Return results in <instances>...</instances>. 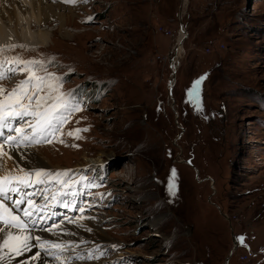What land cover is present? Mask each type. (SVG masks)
<instances>
[{
	"label": "rangeland",
	"instance_id": "1",
	"mask_svg": "<svg viewBox=\"0 0 264 264\" xmlns=\"http://www.w3.org/2000/svg\"><path fill=\"white\" fill-rule=\"evenodd\" d=\"M78 1L71 23L41 29L46 45H0L3 115L19 111L8 94L22 80L47 102L29 113L67 106L42 142L22 139L31 114L15 123L21 145L8 140L50 167L27 189L44 219L73 231L56 263L71 248L80 264H264V0ZM25 161L33 171L17 173L33 181L37 158ZM11 172L0 160V178ZM233 233L243 242L229 254Z\"/></svg>",
	"mask_w": 264,
	"mask_h": 264
},
{
	"label": "bare ground",
	"instance_id": "2",
	"mask_svg": "<svg viewBox=\"0 0 264 264\" xmlns=\"http://www.w3.org/2000/svg\"><path fill=\"white\" fill-rule=\"evenodd\" d=\"M78 3V0H72V2H69V0H0V45H11L20 42L29 45H46L51 40L52 34L49 31L41 29L49 25V22L52 20L57 23L59 29L64 27L67 23L69 24V19L71 23L72 16L77 13V8L75 6ZM50 24L52 23L50 22ZM34 27L37 28V30H34ZM68 34L69 32L65 31L63 35L68 36ZM184 34L185 32L183 33V29L179 30V36L176 40L178 43L175 45V53L174 56L171 57L170 63L176 61L178 55L182 52L180 41L185 37ZM170 81H172V78ZM11 111L13 110L11 109ZM3 112V109L0 108V115H3ZM18 117H14V119L10 117L11 119H8L5 123L7 125H13V122L17 121ZM5 134L7 133H0V146H3V148L0 149V160L2 162V169H4L5 172L12 171L11 173H14V175L12 176L11 174L7 176L9 178L8 181H4L0 178V188L7 189L6 191L0 192V215H5L4 210L7 209L11 213V216L17 217L25 227L23 231L19 228H13L9 217L6 215L8 219L5 222H0V229H3V231H0V256L4 257V260L0 261V264H57L56 261L61 257L59 252H62V248L66 246H63V243L65 244V239L73 231L70 230L71 227L61 225V222L53 221L50 218L44 219L45 212H43L42 208L33 203L32 199H29L32 192H28V184L35 183L41 177H37L35 174V178L33 177L34 180L30 181L25 176H19L17 173L25 169L33 171L28 164L27 166L24 164V162H27L25 161L27 157L37 158V165L34 164L35 166L33 167L39 168L35 169V172L41 170L45 173L44 168L50 167H48L40 157L32 154L30 151H28V155L25 154V148H17L15 144L21 145V143H18L19 137L15 135L13 137L11 136L13 138V143H15L12 144L8 142V140L12 139L10 135ZM26 143H28V141ZM102 160L104 159H100V161ZM25 181H27V183H25ZM9 192H12V194ZM25 211H32L33 215L31 217L25 216ZM65 230L68 232L66 235L61 233ZM37 233H39V236H36ZM55 233L60 234L56 236ZM9 234L13 237L18 235L28 236L29 247L27 250H21L20 253L17 254L14 251L4 248L3 242L9 239ZM55 236H60L62 247H59L56 251L50 250L48 253L50 259L43 260L41 258V253H43L42 251L44 248L48 247L50 238ZM72 238L76 237L73 235ZM106 240L109 239L102 238L100 241H97L104 244ZM13 242L14 241H10V243ZM70 250L71 248L69 249V254H67L69 256L67 257L69 263L64 264H80L74 259L72 261L70 257H72L73 254ZM56 256L60 257L57 258Z\"/></svg>",
	"mask_w": 264,
	"mask_h": 264
},
{
	"label": "snow or ice",
	"instance_id": "3",
	"mask_svg": "<svg viewBox=\"0 0 264 264\" xmlns=\"http://www.w3.org/2000/svg\"><path fill=\"white\" fill-rule=\"evenodd\" d=\"M69 2H72V0H69ZM83 2H86V0H83ZM31 63H35V62H31ZM27 71V69H25ZM8 71L10 72H15L16 69H9ZM5 77L3 76V74H0V79H4ZM41 84L44 83V78L43 77H38L37 78ZM197 84L200 83V81H196ZM29 85V88H31V83L30 80H22L18 85L17 88L12 89L11 93H9V97L10 98H15L13 100V104L19 105L21 108H23V111H11L8 112L7 115H0V127H6L7 124L4 123L5 121H7L9 119V117H18V116H24V115H34V116H38L40 117V119H38L36 121L35 124L31 125L32 129H33V136L31 137V139H29V137L27 135L23 136L22 139L28 142H35V143H40L42 142L43 139L47 138V134L49 133H55L59 130V122L62 120V114H61V108H64V110H67V106L66 105H62V104H56L53 105L51 107L50 110L46 111L45 113H40L38 111H33L31 113H29L27 111V107L30 106L32 104V101L35 100L36 104V108L40 109L42 105H45L47 102L45 101V99L41 96H38L37 93H39L40 91H42V89L40 87H37L35 92L32 91H25V85ZM4 90L0 89V93H2ZM19 93V95H18ZM50 99V98H49ZM23 100H27L28 101V105H24L22 103ZM79 110V109H76ZM15 131L22 132V129H16ZM79 131H87V129H77L75 132H69L68 135L70 136H76V138H79V136L77 135V133ZM37 137H40V139H38ZM15 139V138H14ZM49 143H51V141H47ZM62 142V141H60ZM36 176L37 177H41L46 175L43 171L41 170H37L36 171ZM60 173H57V176H59ZM4 181H8L9 178L8 177H4L2 178ZM18 179V178H17ZM38 183H44V180H38L36 181ZM25 183H27V181H25ZM7 189H3L0 188V192L2 191H6ZM53 199H55V197H53ZM5 215L9 217L10 222H11V226L13 228H19L21 229V231H23L25 225L15 216H11V213L5 209L4 210ZM25 216L31 217L33 215L32 211H25L24 213ZM0 231H3V229H0ZM28 236H15L13 237L11 234H9V239L5 240L3 242V247L9 249L10 251H14L17 254L20 253L21 250H27V248L29 247L28 245ZM241 243L243 242V237H238L237 238ZM10 241H14L13 243H10ZM50 247H55V248H59L60 245L58 244H52L50 245ZM4 260L3 256H0V261Z\"/></svg>",
	"mask_w": 264,
	"mask_h": 264
},
{
	"label": "water",
	"instance_id": "4",
	"mask_svg": "<svg viewBox=\"0 0 264 264\" xmlns=\"http://www.w3.org/2000/svg\"><path fill=\"white\" fill-rule=\"evenodd\" d=\"M182 5H181V8H182ZM180 14H181V12H180ZM180 28H182L185 31V37L183 39H181V41H180V46H182V42L186 38L187 33H186V29L184 27V24H183V22L181 20H180ZM178 58H179V55H178ZM178 58L176 59V61H173V63L170 64L171 68H172V75H171L172 81H169V83H168V88H169L168 89V91H169L168 96L170 98H172L171 89H172V86H173V84L175 82V75H176L175 73H176V70H177V67H178V64H179V59ZM194 169L196 171V168H194ZM216 208L218 209V211L223 215V217L227 220V222L231 226L230 218L227 216V214L223 213L220 210L219 206L216 205ZM232 240H233V244H232L231 249L229 250V254H232L233 252H235L236 249L239 247V242L235 238L234 233L232 234ZM228 260H229V255L225 258L224 264H228Z\"/></svg>",
	"mask_w": 264,
	"mask_h": 264
},
{
	"label": "trees",
	"instance_id": "5",
	"mask_svg": "<svg viewBox=\"0 0 264 264\" xmlns=\"http://www.w3.org/2000/svg\"><path fill=\"white\" fill-rule=\"evenodd\" d=\"M90 79H91V80H93V81H95V79H94L93 77H91ZM59 86H60V85H59ZM58 90L60 91V89H58ZM53 93H54V94H56V92H55V91H54ZM72 113H73V112H72ZM79 113H82V111H81V112H79ZM79 116H81V115H79ZM80 118H81V117H80Z\"/></svg>",
	"mask_w": 264,
	"mask_h": 264
},
{
	"label": "built area",
	"instance_id": "6",
	"mask_svg": "<svg viewBox=\"0 0 264 264\" xmlns=\"http://www.w3.org/2000/svg\"><path fill=\"white\" fill-rule=\"evenodd\" d=\"M244 259H242L241 261H245L247 260V256L246 255H243Z\"/></svg>",
	"mask_w": 264,
	"mask_h": 264
},
{
	"label": "crops",
	"instance_id": "7",
	"mask_svg": "<svg viewBox=\"0 0 264 264\" xmlns=\"http://www.w3.org/2000/svg\"><path fill=\"white\" fill-rule=\"evenodd\" d=\"M242 254H245L244 252H242Z\"/></svg>",
	"mask_w": 264,
	"mask_h": 264
}]
</instances>
